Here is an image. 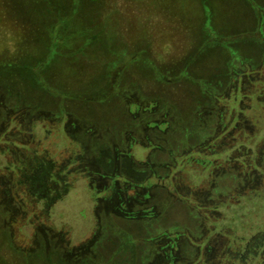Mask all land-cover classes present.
<instances>
[{
    "label": "rangeland",
    "instance_id": "rangeland-1",
    "mask_svg": "<svg viewBox=\"0 0 264 264\" xmlns=\"http://www.w3.org/2000/svg\"><path fill=\"white\" fill-rule=\"evenodd\" d=\"M18 1L0 264H264V0Z\"/></svg>",
    "mask_w": 264,
    "mask_h": 264
},
{
    "label": "trees",
    "instance_id": "trees-1",
    "mask_svg": "<svg viewBox=\"0 0 264 264\" xmlns=\"http://www.w3.org/2000/svg\"><path fill=\"white\" fill-rule=\"evenodd\" d=\"M17 1H18V0H17ZM15 4H16V5H17V4L19 5V4H20V2H19V1H18V2H15ZM15 4H14V5H15ZM188 158H189V157H188ZM179 163H182V161H179ZM150 184H151V183H150ZM148 211L150 212V210H149V209H148ZM150 213H151V212H150ZM262 250L264 251V246H263Z\"/></svg>",
    "mask_w": 264,
    "mask_h": 264
}]
</instances>
